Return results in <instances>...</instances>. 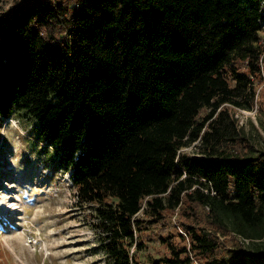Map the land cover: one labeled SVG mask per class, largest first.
Returning <instances> with one entry per match:
<instances>
[{
	"label": "trees",
	"instance_id": "trees-1",
	"mask_svg": "<svg viewBox=\"0 0 264 264\" xmlns=\"http://www.w3.org/2000/svg\"><path fill=\"white\" fill-rule=\"evenodd\" d=\"M263 6L19 0L0 14V124L36 122L110 264H136L137 233L166 214L167 254L147 264H264V151L234 117L264 80Z\"/></svg>",
	"mask_w": 264,
	"mask_h": 264
},
{
	"label": "rangeland",
	"instance_id": "rangeland-1",
	"mask_svg": "<svg viewBox=\"0 0 264 264\" xmlns=\"http://www.w3.org/2000/svg\"><path fill=\"white\" fill-rule=\"evenodd\" d=\"M17 2L0 0V14H9ZM261 12L264 16V6ZM261 24L264 47V20ZM263 84L264 80L256 84L252 109L236 110L234 117L245 126L251 144L264 151V129L259 123ZM193 152L191 147L180 149L182 154ZM92 210L77 202L69 173L56 166L52 149L46 147L32 118L16 114L1 122L0 264H110L91 229ZM198 212L201 219L203 213ZM172 221L166 214L162 224L145 226L137 233L142 248L134 253L136 264L167 254L160 237L174 232ZM220 240L224 249L230 247L228 239Z\"/></svg>",
	"mask_w": 264,
	"mask_h": 264
},
{
	"label": "built area",
	"instance_id": "built-area-1",
	"mask_svg": "<svg viewBox=\"0 0 264 264\" xmlns=\"http://www.w3.org/2000/svg\"><path fill=\"white\" fill-rule=\"evenodd\" d=\"M191 264H198V263L196 262L195 259L192 258V263Z\"/></svg>",
	"mask_w": 264,
	"mask_h": 264
}]
</instances>
